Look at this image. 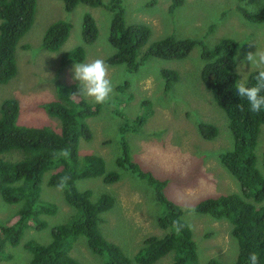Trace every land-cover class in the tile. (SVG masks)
I'll return each mask as SVG.
<instances>
[{
  "label": "rangeland",
  "instance_id": "obj_1",
  "mask_svg": "<svg viewBox=\"0 0 264 264\" xmlns=\"http://www.w3.org/2000/svg\"><path fill=\"white\" fill-rule=\"evenodd\" d=\"M110 1L104 0V3ZM171 4V0H122L126 22L146 24L152 31L148 43L140 50V58L152 43L168 35L199 39L208 47L229 38L239 42L236 53L238 82L243 79L247 83L249 74L258 70L246 60L247 54L264 51V22L250 21L248 16L264 12V0H184L173 11ZM86 14H91L99 27L98 38L89 45L83 37ZM114 15V10L103 5L80 3L68 12L62 0H38L34 23L18 44V72L9 82L0 83V106L4 99L16 98L21 106V124L60 130V119L43 105L64 102L58 93L60 84H79L73 79L75 63L62 66L63 55L82 46L86 50V59L81 63L102 59L113 84V93L100 113L88 119L93 138L81 141L79 153L81 157L88 153L102 156L107 171L118 172L120 179L106 183L103 176L80 178L77 187L81 191L90 190L93 201L105 194L115 197V205L102 213L104 222H100V229L103 235L119 245L132 264H141L135 260V255L147 238L168 232L159 225L158 219L165 205L156 197L154 186L132 169L118 165V159L123 155L120 127L125 122H136L139 116L152 110L149 117L140 124L137 122L135 131L130 129L126 134L132 159L134 157L145 171L164 180L167 197L183 208V220L192 230L197 244L199 264H208L211 258H217L223 264H235L239 243L232 234V222L193 210L204 197L241 193L240 182L220 159L222 153L233 148L235 141L226 112L201 78L205 65L203 47L196 45L185 58L149 55L138 71L129 70L126 64L108 65L106 59L115 52L109 41ZM57 20L70 22L71 34L59 50L49 51L43 47V36ZM163 69L179 74L178 80L171 77V72L164 76L170 81L168 89L162 76ZM125 82H129L130 87L119 90ZM84 97L95 104L91 97ZM145 99L150 103L142 106ZM199 122L216 125L218 136L212 140L202 137ZM256 154L257 167L264 175V126ZM51 173H46L41 184V197L54 204L56 211L42 214L47 226L27 228L19 245L5 244L4 252L0 253V264H29L32 252L25 247L26 242L48 244L53 239L52 229L56 225L80 217L81 211L66 201L64 187L49 185ZM20 208L19 202L7 203L0 196V228L13 224ZM70 254L81 264H105L106 257L94 253L84 235L72 239ZM174 254L168 253L155 264H173Z\"/></svg>",
  "mask_w": 264,
  "mask_h": 264
},
{
  "label": "trees",
  "instance_id": "obj_2",
  "mask_svg": "<svg viewBox=\"0 0 264 264\" xmlns=\"http://www.w3.org/2000/svg\"><path fill=\"white\" fill-rule=\"evenodd\" d=\"M62 1L68 12L80 3L103 5L115 11L109 37L115 52L106 59L108 65L126 64L129 70L138 71L149 55L185 58L196 45L203 47L205 65L201 72L202 80L213 92L217 104L226 112L235 141L233 148L222 153L220 159L240 182L241 193L204 197L193 206V210L232 222V234L239 243L235 264H249L248 257L252 252L257 253L258 264H264V175L257 167L256 154L258 139L264 126V109L259 113L250 111L247 100L236 94V53L239 42L226 38L221 39L214 47H208L199 39H180L168 35L152 43L140 58V50L148 43L152 31L146 24L126 22L122 0H111L109 4H105L104 0ZM171 1L172 11L184 2ZM37 2L38 0H0V83L9 82L18 72V44L34 23ZM248 20L264 22V12L249 15ZM71 29L72 25L68 21L53 22L44 33L43 47L49 51L59 50L69 38ZM98 36L97 21L91 14H86L83 19L85 43H94ZM85 59L86 50L79 46L63 55L61 65L81 63ZM259 70L249 74L247 84L256 83L255 76ZM170 72L171 77L178 80L179 74L174 70L163 69L162 76H168ZM166 81L168 89L170 81ZM124 84L119 86V90L130 87L129 82ZM80 87L77 83L60 84L58 93L64 102L54 101L43 105L50 114L60 119V130L51 126L21 124V106L16 98H6L1 103L0 196L7 203L19 202L21 208L13 224H5L0 228V253L4 252L3 248L7 243L19 245L26 229L32 225L37 229L47 226L41 215L54 213L56 206L42 199L41 184L46 173L52 171L49 185L63 186L66 201L79 209L81 214L75 221L56 225L52 229L53 239L50 243L40 244L33 240L26 242L25 247L32 252L29 264H81L70 254L72 239L80 235L86 236L94 253L106 257L105 264H132L122 248L108 240L100 229V222H104L102 213L115 205V197L105 194L93 201L90 190L81 191L77 187V180L80 178L103 176L106 183L120 179L118 172L107 171L102 156L93 153L80 156L81 141L93 138L88 119L98 115L104 106L87 102ZM74 97L80 100L77 101ZM149 103V99H145L142 106ZM239 105H243V110ZM151 114L152 110H148L136 122H125L120 127L123 155L118 159V165L132 169L154 186L156 197L165 205L163 214L158 219L159 225L168 232L163 236L147 238L145 245L136 253L135 260L141 264H153L174 252L173 264H199L197 244L192 230L183 220V208L167 197L164 192L166 182L145 171L131 156V145L126 134L130 129L135 131L137 122L140 124ZM198 129L202 137L208 140L219 134L218 127L212 123L199 122ZM208 264L223 263L217 258H211Z\"/></svg>",
  "mask_w": 264,
  "mask_h": 264
},
{
  "label": "clouds",
  "instance_id": "obj_3",
  "mask_svg": "<svg viewBox=\"0 0 264 264\" xmlns=\"http://www.w3.org/2000/svg\"><path fill=\"white\" fill-rule=\"evenodd\" d=\"M246 60L260 70L255 76V84L249 85L243 79L236 83V94L241 99L247 100L250 111L259 113L264 109V95H261L264 92V68H261V65H264V51L249 52ZM73 71V79L79 81V85H81L79 90L83 95L91 97L97 104H105L109 101L113 93V84L108 77V69L102 59L75 63ZM239 107L243 110V105H239ZM65 154L67 155V152ZM248 259L249 264H258L256 252H252Z\"/></svg>",
  "mask_w": 264,
  "mask_h": 264
}]
</instances>
